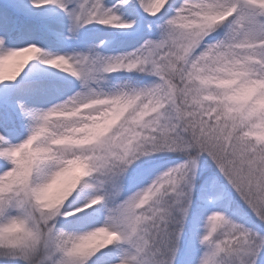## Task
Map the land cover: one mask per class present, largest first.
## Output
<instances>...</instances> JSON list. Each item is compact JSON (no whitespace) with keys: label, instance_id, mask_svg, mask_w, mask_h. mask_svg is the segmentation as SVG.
Instances as JSON below:
<instances>
[{"label":"snow or ice","instance_id":"6c2138e0","mask_svg":"<svg viewBox=\"0 0 264 264\" xmlns=\"http://www.w3.org/2000/svg\"><path fill=\"white\" fill-rule=\"evenodd\" d=\"M0 264H264V0H0Z\"/></svg>","mask_w":264,"mask_h":264}]
</instances>
